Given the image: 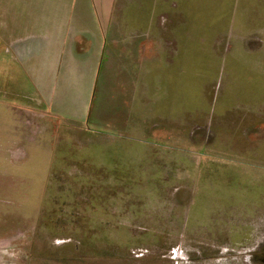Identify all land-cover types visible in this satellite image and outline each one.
<instances>
[{
  "label": "rangeland",
  "instance_id": "374dc122",
  "mask_svg": "<svg viewBox=\"0 0 264 264\" xmlns=\"http://www.w3.org/2000/svg\"><path fill=\"white\" fill-rule=\"evenodd\" d=\"M262 14L157 0L138 119L119 79L103 123L0 114V264H264Z\"/></svg>",
  "mask_w": 264,
  "mask_h": 264
},
{
  "label": "crops",
  "instance_id": "0c3cea01",
  "mask_svg": "<svg viewBox=\"0 0 264 264\" xmlns=\"http://www.w3.org/2000/svg\"><path fill=\"white\" fill-rule=\"evenodd\" d=\"M156 1L0 0V114L103 123L116 114L111 82L119 79L128 89L120 101L132 99L126 111L138 119V73L158 59V33L147 27L158 22ZM262 7L264 25V0ZM253 33L264 39V28ZM259 105L262 121L247 129L260 124L264 133V94Z\"/></svg>",
  "mask_w": 264,
  "mask_h": 264
},
{
  "label": "flooded vegetation",
  "instance_id": "af4514ba",
  "mask_svg": "<svg viewBox=\"0 0 264 264\" xmlns=\"http://www.w3.org/2000/svg\"><path fill=\"white\" fill-rule=\"evenodd\" d=\"M262 261L264 262V259Z\"/></svg>",
  "mask_w": 264,
  "mask_h": 264
}]
</instances>
